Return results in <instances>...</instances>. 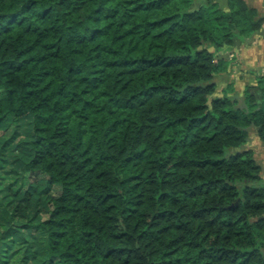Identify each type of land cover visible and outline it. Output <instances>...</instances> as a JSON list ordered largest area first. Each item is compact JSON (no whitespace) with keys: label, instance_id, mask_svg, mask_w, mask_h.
Returning a JSON list of instances; mask_svg holds the SVG:
<instances>
[{"label":"trees","instance_id":"trees-1","mask_svg":"<svg viewBox=\"0 0 264 264\" xmlns=\"http://www.w3.org/2000/svg\"><path fill=\"white\" fill-rule=\"evenodd\" d=\"M263 28L245 0H0V264H264V72L217 81Z\"/></svg>","mask_w":264,"mask_h":264},{"label":"crops","instance_id":"crops-1","mask_svg":"<svg viewBox=\"0 0 264 264\" xmlns=\"http://www.w3.org/2000/svg\"><path fill=\"white\" fill-rule=\"evenodd\" d=\"M245 1L250 7L257 8L259 13L264 16V0ZM220 6L227 10L228 0H221ZM221 54V57L228 60L229 69L227 72H223L217 76L219 85L223 88L233 83L236 92L242 94L247 85L257 84L256 73L264 72V28L250 40L238 42L234 47L225 50ZM230 54L233 56L231 60L228 59ZM252 134H255L257 142L264 144V141L259 138L256 127L250 128L251 137Z\"/></svg>","mask_w":264,"mask_h":264},{"label":"rangeland","instance_id":"rangeland-1","mask_svg":"<svg viewBox=\"0 0 264 264\" xmlns=\"http://www.w3.org/2000/svg\"><path fill=\"white\" fill-rule=\"evenodd\" d=\"M218 1L220 4L221 0H218ZM228 59L229 60L233 59V56L230 54V57H228ZM14 124L16 125L15 127L19 128V130L21 131V133L23 135H26L25 133H27V130L29 127H28V124L25 120H19V121H17V123H14ZM12 130H13V128L9 127L6 130V132L12 131ZM4 133H5V130L1 129L0 130V136L3 135ZM248 147L254 150V153L256 154V158H257L258 163L263 167V175H262L263 178H262V181L259 183V185H264V144L261 142H257L255 134H252V137L250 136ZM44 178H46V176L42 173L33 174V175L28 174L27 181L37 182V181L44 179ZM52 193H53V195L57 196L59 194V190L56 188Z\"/></svg>","mask_w":264,"mask_h":264}]
</instances>
